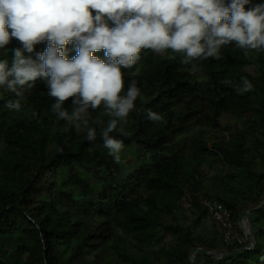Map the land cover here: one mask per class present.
Returning a JSON list of instances; mask_svg holds the SVG:
<instances>
[{
  "label": "trees",
  "instance_id": "16d2710c",
  "mask_svg": "<svg viewBox=\"0 0 264 264\" xmlns=\"http://www.w3.org/2000/svg\"><path fill=\"white\" fill-rule=\"evenodd\" d=\"M256 4L264 0H250L245 10ZM49 44L23 55L35 59ZM17 47L22 42L12 37L0 60L10 63ZM76 49L74 40L66 45V58ZM105 52L93 55L108 63ZM247 52L233 41L218 50L219 60L194 58V71L181 62L184 53L142 48L132 66H121V97L132 81L139 92L127 122L110 133L134 152L128 171L103 145L101 133L112 118L103 103L85 109L95 129L89 141L83 123L77 129L53 113L56 98L48 95L46 78L25 88L12 111L6 102L17 97L0 85V264H264V47ZM242 77L253 89L238 95L233 85ZM74 100L81 98L61 105L69 116ZM148 110L167 124L147 119ZM228 114L242 126L223 124ZM205 164L217 170L209 181ZM231 167L255 184L245 187ZM206 192L231 209L234 221L249 212L254 244L251 238L226 243L203 203ZM206 218L214 221L212 237L198 229ZM222 249L228 253L215 254Z\"/></svg>",
  "mask_w": 264,
  "mask_h": 264
},
{
  "label": "clouds",
  "instance_id": "9594fccd",
  "mask_svg": "<svg viewBox=\"0 0 264 264\" xmlns=\"http://www.w3.org/2000/svg\"><path fill=\"white\" fill-rule=\"evenodd\" d=\"M246 4L250 0H232L228 6L222 0H0V49L12 37L23 45L12 49L10 63L0 60V85H6L17 97L8 100L5 107L19 109L25 88L34 87L38 77L46 78L47 93L56 98L51 105L53 113L77 129L83 123L87 139L94 141L95 129L88 127L90 111L85 109L90 106L94 111L103 103L112 116L101 133L103 145L116 164H123V142L110 133L117 129L118 122H127L139 92L132 81L121 97V66H132L142 48L156 53L165 49L184 53L181 62L192 63L194 71L198 70L194 58L219 60L218 50L233 41L247 56L248 49L264 47V4L245 10ZM91 10L97 14L93 16ZM105 16L115 27L108 26ZM44 40L50 41L45 52L36 53L35 59L23 55L32 53L34 45ZM73 40L77 55L67 59L66 45ZM102 49L110 58L108 63L93 55ZM241 81L233 85L238 95L253 89L247 78ZM73 96L81 101H72L69 116L61 105ZM147 119L167 124L162 114L152 110L147 111ZM118 130L124 133L123 128Z\"/></svg>",
  "mask_w": 264,
  "mask_h": 264
},
{
  "label": "built area",
  "instance_id": "2783aa9c",
  "mask_svg": "<svg viewBox=\"0 0 264 264\" xmlns=\"http://www.w3.org/2000/svg\"><path fill=\"white\" fill-rule=\"evenodd\" d=\"M203 203L210 215L221 226L224 240L227 244H232L235 241L242 243L247 240V238H251V225L247 219L240 221V226L243 229V232L240 234L233 222L230 208L224 203L212 198L204 199Z\"/></svg>",
  "mask_w": 264,
  "mask_h": 264
},
{
  "label": "rangeland",
  "instance_id": "374dc122",
  "mask_svg": "<svg viewBox=\"0 0 264 264\" xmlns=\"http://www.w3.org/2000/svg\"><path fill=\"white\" fill-rule=\"evenodd\" d=\"M248 70H249L252 74H254V73L257 72V69H256V67H254V66H248ZM221 121H222L223 124H227V123L234 124V123L237 122L239 126H242V123L240 122V120H239V121L236 120V119H235L232 115H230V114L224 116V117L222 118ZM121 158H122L123 161H125V162L123 163V165L125 166V168H124L125 171H128L129 167H130V166L132 165V163L134 162V152H132L131 149L129 150L128 148H123V149H122V152H121ZM219 164H220V163H219ZM204 168H206V167L204 166ZM240 169H241V168H234V167H231V170H232V171H233V170H237L236 172L240 174V175H239V179H238V181L241 182L242 184H244L245 187H247V186L250 184V182H251L252 185H254V184H255V181L249 179V178H248V174H246V173H244V172H241ZM210 170H211V168H210V166H209V172H210ZM214 171L216 172V170H214ZM214 171H212L211 174H213ZM241 177H245L247 180L242 181ZM251 184H250V185H251ZM247 213L249 214V212H247ZM247 213H245V214L243 215L244 217L242 216L243 220L246 219V216H245V215H247ZM208 219H209V220H212V219H210V218H208ZM247 220H248V222L250 223L249 217H248ZM203 222H208V221H207L206 219H204ZM233 222H234L235 225H236V224H239V223H238V220H236V221L233 220ZM239 226H240V225H239ZM240 227H241V226H240Z\"/></svg>",
  "mask_w": 264,
  "mask_h": 264
},
{
  "label": "crops",
  "instance_id": "0c3cea01",
  "mask_svg": "<svg viewBox=\"0 0 264 264\" xmlns=\"http://www.w3.org/2000/svg\"><path fill=\"white\" fill-rule=\"evenodd\" d=\"M217 165H219L218 163H216ZM204 166L206 167V168H204ZM210 168H211V170H210V172H209V166L207 165V164H205V165H203V170H204V173H206V174H208V177L206 178V179H208V181H209V177H211V175H215L216 174V172L214 171V170H216L215 169V167L213 166V167H211L210 166ZM212 171H214V173L213 174H211L212 173ZM217 171V170H216ZM205 198H211L212 196L210 195V193H205ZM263 203V202H262ZM187 211V210H186ZM248 214V213H247ZM246 216V215H245ZM244 217V216H243ZM248 217H249V214H248ZM191 218H194V215L193 216H191ZM211 219V218H210ZM206 220L208 221V222H202L201 223V225H199V227H198V229L200 228L201 229V231L203 232V235H206L207 237H212L211 235L213 234V228H214V221L213 220H209L208 218H206ZM243 220V218H242V216L241 217H239L238 218V221H242ZM251 225V224H250ZM237 228V227H236ZM216 230L217 231H219V233H221V230H222V228L221 227H219L218 225L216 226ZM199 248H201V247H199ZM223 250V251H222ZM222 250H220V252H215V253H219V254H222V253H224L223 255H221V256H224V255H226L227 253H228V251L226 252V251H224V249H222ZM191 257H192V255H191Z\"/></svg>",
  "mask_w": 264,
  "mask_h": 264
},
{
  "label": "water",
  "instance_id": "95a60500",
  "mask_svg": "<svg viewBox=\"0 0 264 264\" xmlns=\"http://www.w3.org/2000/svg\"><path fill=\"white\" fill-rule=\"evenodd\" d=\"M246 219H248V214L246 215ZM251 241H252V243L254 244L255 243V238H254V236H253V234H252V232H251ZM200 249H202V248H198V249H196L194 252H192V258H193V255L195 254V252H197L198 250H200ZM216 255H223L224 253H222V254H219V253H215Z\"/></svg>",
  "mask_w": 264,
  "mask_h": 264
},
{
  "label": "bare ground",
  "instance_id": "6f19581e",
  "mask_svg": "<svg viewBox=\"0 0 264 264\" xmlns=\"http://www.w3.org/2000/svg\"><path fill=\"white\" fill-rule=\"evenodd\" d=\"M7 133V132H6Z\"/></svg>",
  "mask_w": 264,
  "mask_h": 264
}]
</instances>
